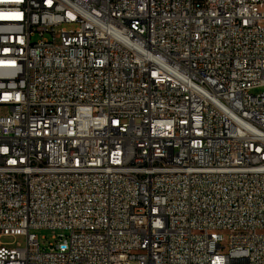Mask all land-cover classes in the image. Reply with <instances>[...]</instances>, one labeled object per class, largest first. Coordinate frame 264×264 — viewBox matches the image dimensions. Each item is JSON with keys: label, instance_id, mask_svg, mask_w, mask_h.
Returning <instances> with one entry per match:
<instances>
[{"label": "built area", "instance_id": "built-area-1", "mask_svg": "<svg viewBox=\"0 0 264 264\" xmlns=\"http://www.w3.org/2000/svg\"><path fill=\"white\" fill-rule=\"evenodd\" d=\"M0 105V264H264V0H0Z\"/></svg>", "mask_w": 264, "mask_h": 264}, {"label": "rangeland", "instance_id": "rangeland-1", "mask_svg": "<svg viewBox=\"0 0 264 264\" xmlns=\"http://www.w3.org/2000/svg\"><path fill=\"white\" fill-rule=\"evenodd\" d=\"M262 89L255 90L256 92L261 91ZM8 112V108L6 106L0 105V115H6ZM33 232L37 235V238L40 240L42 246H46L49 244V242L54 241L53 235L55 231L48 228H41V229H34ZM2 241L9 244L16 245L17 243H20L22 247L26 245V238L24 236H6L2 238ZM227 241L224 242V245H226ZM224 251H227V248L224 249Z\"/></svg>", "mask_w": 264, "mask_h": 264}]
</instances>
